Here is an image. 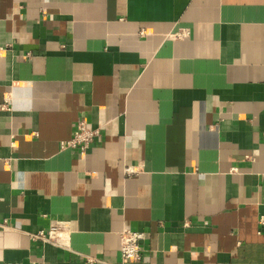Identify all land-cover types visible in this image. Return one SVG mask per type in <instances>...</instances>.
Listing matches in <instances>:
<instances>
[{"label":"crops","instance_id":"obj_1","mask_svg":"<svg viewBox=\"0 0 264 264\" xmlns=\"http://www.w3.org/2000/svg\"><path fill=\"white\" fill-rule=\"evenodd\" d=\"M261 218L264 0H0V264H119L125 229L129 264H264Z\"/></svg>","mask_w":264,"mask_h":264},{"label":"built area","instance_id":"obj_2","mask_svg":"<svg viewBox=\"0 0 264 264\" xmlns=\"http://www.w3.org/2000/svg\"><path fill=\"white\" fill-rule=\"evenodd\" d=\"M100 128H91L83 119H79L69 139L61 141V150H72L80 157H84L92 144L100 139ZM129 173L130 170H126ZM264 224V218L260 219ZM32 239L43 244H52L59 248H68L69 235L62 223H51L46 230H40L32 235ZM144 235L129 229L120 232V263L129 264L141 259V242ZM95 260L87 259L84 264H94Z\"/></svg>","mask_w":264,"mask_h":264}]
</instances>
